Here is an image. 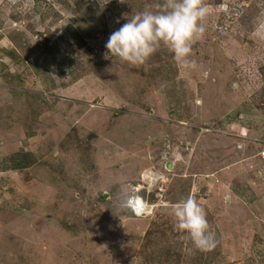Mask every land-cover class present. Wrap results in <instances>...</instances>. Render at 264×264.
<instances>
[{
	"label": "rangeland",
	"instance_id": "rangeland-1",
	"mask_svg": "<svg viewBox=\"0 0 264 264\" xmlns=\"http://www.w3.org/2000/svg\"><path fill=\"white\" fill-rule=\"evenodd\" d=\"M162 2L0 0V264H264V0H205L196 69L163 45L140 66L104 58ZM167 138L168 204L135 217L132 185ZM189 195L210 252L175 227Z\"/></svg>",
	"mask_w": 264,
	"mask_h": 264
},
{
	"label": "clouds",
	"instance_id": "clouds-1",
	"mask_svg": "<svg viewBox=\"0 0 264 264\" xmlns=\"http://www.w3.org/2000/svg\"><path fill=\"white\" fill-rule=\"evenodd\" d=\"M208 14L205 0H163L145 5L143 11L127 17V22L110 34L104 58L119 57L131 66H140L163 45L182 67L196 69V61L190 57L193 46L206 33ZM171 212L176 229L185 232L197 250L210 252L216 248L207 213L193 195L172 204Z\"/></svg>",
	"mask_w": 264,
	"mask_h": 264
},
{
	"label": "built area",
	"instance_id": "built-area-1",
	"mask_svg": "<svg viewBox=\"0 0 264 264\" xmlns=\"http://www.w3.org/2000/svg\"><path fill=\"white\" fill-rule=\"evenodd\" d=\"M260 142L257 156L264 163V138ZM169 145L170 140L167 138V142L162 144L161 150L156 154V165L144 169L140 179L132 185L129 207L135 217L150 216L156 208L168 204V200L164 199V183L171 176L174 166Z\"/></svg>",
	"mask_w": 264,
	"mask_h": 264
},
{
	"label": "trees",
	"instance_id": "trees-1",
	"mask_svg": "<svg viewBox=\"0 0 264 264\" xmlns=\"http://www.w3.org/2000/svg\"><path fill=\"white\" fill-rule=\"evenodd\" d=\"M78 23H81L82 21H86V16H79L77 19ZM76 20H72V21H76ZM71 37L75 40V42L79 45V46H82L84 44V41H83V38H82V35H80V33L78 32H71ZM103 198V196H102Z\"/></svg>",
	"mask_w": 264,
	"mask_h": 264
},
{
	"label": "crops",
	"instance_id": "crops-1",
	"mask_svg": "<svg viewBox=\"0 0 264 264\" xmlns=\"http://www.w3.org/2000/svg\"><path fill=\"white\" fill-rule=\"evenodd\" d=\"M234 125L235 126H237L238 124H236V123H234ZM251 126V122H249V124H247V125H245V126H241L243 129H242V132H243V134H244V132H246V130H248V129H246V128H249ZM236 130V129H235ZM242 134V136H241V134H238L239 136H240V138H245V137H243V136H245V135H243ZM236 136H237V133L235 134ZM234 135V136H235ZM238 137V136H237Z\"/></svg>",
	"mask_w": 264,
	"mask_h": 264
}]
</instances>
